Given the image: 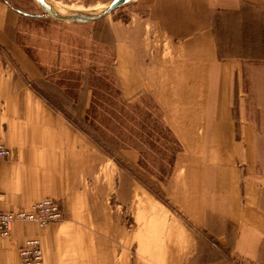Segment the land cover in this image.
<instances>
[{"label": "crops", "instance_id": "obj_1", "mask_svg": "<svg viewBox=\"0 0 264 264\" xmlns=\"http://www.w3.org/2000/svg\"><path fill=\"white\" fill-rule=\"evenodd\" d=\"M126 5L123 51L113 52L123 102L110 107L108 125L122 109L121 152L139 156L132 132L147 141L148 120L135 117L139 121L126 125L131 109L151 98L160 140L176 146L171 178L159 181L169 197L125 175L98 136L37 95L0 52V141L12 152L0 159V210H30L54 199L64 215L63 224L46 230L14 224L0 242V264H21L20 249L35 237L44 264H153L149 251L159 254L156 264H264V57L223 56L212 17L248 6L259 8L264 20V0ZM8 22L9 7L0 0V46L24 53L31 75L36 65L6 32ZM156 28L187 33L167 34L166 45L150 52L146 36Z\"/></svg>", "mask_w": 264, "mask_h": 264}, {"label": "rangeland", "instance_id": "obj_2", "mask_svg": "<svg viewBox=\"0 0 264 264\" xmlns=\"http://www.w3.org/2000/svg\"><path fill=\"white\" fill-rule=\"evenodd\" d=\"M1 1L9 7L6 32L18 48L29 55L36 65V71L28 75L29 69L33 66L32 62L23 58L24 53L13 54L11 49L12 53L5 46H0L4 61L17 71L21 80L31 83L37 95L51 103L69 121L76 123L90 136L93 134L98 136L101 145L108 148L117 166L126 168L125 175L130 176L133 181L145 183L153 195L164 200L168 198L169 189L163 188L159 181L171 178L172 173L169 167L175 164L173 152H176V146L175 142L160 140L164 135L159 130L162 127H157L151 121L158 115L151 98H142L141 104L131 109L133 119L126 125L129 128L134 125L132 121H139L135 117H140L143 121L148 120L147 136L151 138L148 137L147 141L140 142V139H144L146 135L139 138V131L132 132L130 144L137 149L139 156H126L121 152L122 141L120 140L124 135L121 131L122 121H118V118L122 120V109L121 116L115 115V112L112 116V124L108 125L109 115H112L110 107L118 108V103L123 102L121 87L123 77L114 75V67H118L120 61L116 60L114 63L113 52L115 51L118 55L123 51L124 30L129 21V11L126 9L128 2L126 6H122L101 20L77 23L51 17L36 0ZM53 1L64 6L76 7L75 9L78 10H88L107 6L115 0ZM212 17L216 24L213 31L223 56L228 58L242 55L253 58L264 57V44L259 45L255 42L253 44V41L259 37L264 39V20L261 19L259 8L245 6L240 14L231 12L219 18L212 13ZM172 33L183 36L187 30L151 29L146 36V48L150 52H155L161 43L166 45V35ZM163 47L166 46L163 45ZM59 54H62L60 60L57 57ZM20 56L22 59L19 58ZM120 106L122 108V105ZM114 115L117 118H114ZM109 127L112 131L115 129L114 134L108 133ZM153 132H156L157 136ZM108 136L116 137V139L109 142ZM127 220L128 227L132 226V219L127 218ZM63 223L62 211L61 222L49 224L45 228L34 225L39 230H46ZM82 223L88 224V222ZM35 238L41 242L39 237ZM132 251L134 252L135 249L133 248ZM147 255V260L153 264L159 260V254L149 251ZM119 261L121 262V259Z\"/></svg>", "mask_w": 264, "mask_h": 264}, {"label": "built area", "instance_id": "obj_3", "mask_svg": "<svg viewBox=\"0 0 264 264\" xmlns=\"http://www.w3.org/2000/svg\"><path fill=\"white\" fill-rule=\"evenodd\" d=\"M11 155L0 142V159ZM62 221V211L58 201L44 199L35 204L30 210L4 212L0 210V242L9 238L11 228L16 223H33L40 228ZM21 264H43V252L38 238L29 239L19 251Z\"/></svg>", "mask_w": 264, "mask_h": 264}, {"label": "water", "instance_id": "obj_4", "mask_svg": "<svg viewBox=\"0 0 264 264\" xmlns=\"http://www.w3.org/2000/svg\"><path fill=\"white\" fill-rule=\"evenodd\" d=\"M38 4L53 18L57 20H62V21H70V22H77V23H88V22H95L98 20H101L108 15L112 14L114 11L117 9L121 8L124 6L128 0H115L114 2L111 3V5L101 14L98 16H62L59 14H56L53 12L51 9H49L47 6H45L43 0H36Z\"/></svg>", "mask_w": 264, "mask_h": 264}, {"label": "bare ground", "instance_id": "obj_5", "mask_svg": "<svg viewBox=\"0 0 264 264\" xmlns=\"http://www.w3.org/2000/svg\"><path fill=\"white\" fill-rule=\"evenodd\" d=\"M132 1V0H128ZM45 6H47L49 9H51L56 14L62 15V16H98L101 15L110 5L104 7H99L95 9H88V10H78L73 7L64 6L56 1L53 0H43ZM78 12V13H77Z\"/></svg>", "mask_w": 264, "mask_h": 264}]
</instances>
